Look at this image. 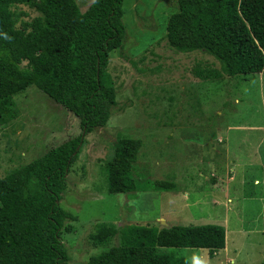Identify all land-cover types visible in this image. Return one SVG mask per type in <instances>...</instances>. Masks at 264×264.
I'll return each instance as SVG.
<instances>
[{
  "label": "rangeland",
  "instance_id": "374dc122",
  "mask_svg": "<svg viewBox=\"0 0 264 264\" xmlns=\"http://www.w3.org/2000/svg\"><path fill=\"white\" fill-rule=\"evenodd\" d=\"M94 1L76 0L82 12ZM13 9L18 25L38 15ZM178 10L177 0H124L126 34L107 68L117 103L107 125L85 136L61 200L76 218L62 234L70 264L102 253L130 263L118 237L107 246L91 239L101 224L158 227L161 243L145 264H152L148 254L160 264H264V70L229 76L205 51L172 48L167 24ZM76 87L57 71L1 95L0 179L82 133ZM121 138L142 142L134 177L145 187L110 194L107 164ZM156 180L176 189H147Z\"/></svg>",
  "mask_w": 264,
  "mask_h": 264
},
{
  "label": "trees",
  "instance_id": "16d2710c",
  "mask_svg": "<svg viewBox=\"0 0 264 264\" xmlns=\"http://www.w3.org/2000/svg\"><path fill=\"white\" fill-rule=\"evenodd\" d=\"M177 1L179 10L170 16L166 33L172 48L205 51L229 76L263 72L264 0ZM123 3L95 0L82 12L76 0H0V97L19 94L64 71L77 86L74 115L82 130L0 179V264H70L62 234L73 230L66 223L76 218L61 206V200L85 136L107 125L117 103L107 68L110 53L122 48L126 34ZM20 5L38 15L18 25L13 8ZM141 146L133 138L117 141L107 164L108 193L127 194L145 187L134 177ZM147 184L149 190L152 186L176 189L167 180ZM116 237L123 251L132 252L126 264H145L148 250L156 249L162 239L159 228L150 225L114 228L101 224L91 235L99 246H107ZM123 254L119 256L128 255ZM148 256L152 264H160ZM113 259L102 253L85 264H113ZM173 261L185 262L183 258Z\"/></svg>",
  "mask_w": 264,
  "mask_h": 264
},
{
  "label": "crops",
  "instance_id": "0c3cea01",
  "mask_svg": "<svg viewBox=\"0 0 264 264\" xmlns=\"http://www.w3.org/2000/svg\"><path fill=\"white\" fill-rule=\"evenodd\" d=\"M231 179H232V178H231ZM231 179H230V180H231ZM164 220H165V219H164ZM165 221H166V220H165ZM166 223H167V221H166ZM166 227H170L169 224H167ZM224 236H225V235H224Z\"/></svg>",
  "mask_w": 264,
  "mask_h": 264
},
{
  "label": "water",
  "instance_id": "95a60500",
  "mask_svg": "<svg viewBox=\"0 0 264 264\" xmlns=\"http://www.w3.org/2000/svg\"><path fill=\"white\" fill-rule=\"evenodd\" d=\"M80 149V146L78 147V149L77 150H79Z\"/></svg>",
  "mask_w": 264,
  "mask_h": 264
}]
</instances>
